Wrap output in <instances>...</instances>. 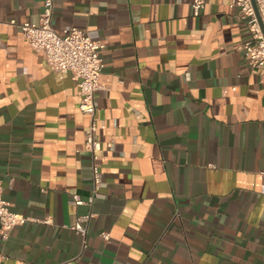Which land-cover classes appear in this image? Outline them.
<instances>
[{"label":"crops","instance_id":"1","mask_svg":"<svg viewBox=\"0 0 264 264\" xmlns=\"http://www.w3.org/2000/svg\"><path fill=\"white\" fill-rule=\"evenodd\" d=\"M54 27L101 40L103 185L89 117L20 23L43 0H0V180L29 219L0 264H264V67L231 0H54ZM15 20L16 23L12 21ZM83 234L72 226L89 215ZM106 231L108 237L102 232Z\"/></svg>","mask_w":264,"mask_h":264},{"label":"built area","instance_id":"2","mask_svg":"<svg viewBox=\"0 0 264 264\" xmlns=\"http://www.w3.org/2000/svg\"><path fill=\"white\" fill-rule=\"evenodd\" d=\"M206 2L207 0H192L195 15L201 14ZM230 5L240 11L251 30V38L242 45L250 66L264 67V0H231ZM54 9V0H43L39 20H24L20 26L31 47L44 54L54 71L70 72L78 81L82 96L80 108L89 117L85 131V148L92 157L93 192L86 200L79 194H74L73 202L75 204L86 202L92 205L95 198L100 195L103 185L100 156L103 144L99 129L105 126V122L97 118V94L103 88L101 79L104 61L101 50L105 47V43L94 39L77 26L57 30L53 24ZM12 22L16 23L15 20ZM89 217L90 214L79 217L72 227L86 234V221ZM28 219L24 214L10 209L9 203L2 196L0 180V228L3 237L7 238L16 225L23 224ZM102 235L108 237L106 231H103Z\"/></svg>","mask_w":264,"mask_h":264},{"label":"water","instance_id":"3","mask_svg":"<svg viewBox=\"0 0 264 264\" xmlns=\"http://www.w3.org/2000/svg\"><path fill=\"white\" fill-rule=\"evenodd\" d=\"M255 3V2H254ZM256 5V4H255ZM262 26H263V24H262ZM263 29H264V26H263Z\"/></svg>","mask_w":264,"mask_h":264}]
</instances>
